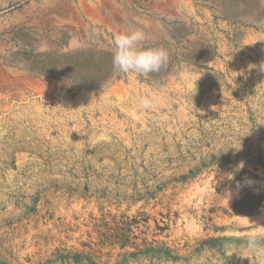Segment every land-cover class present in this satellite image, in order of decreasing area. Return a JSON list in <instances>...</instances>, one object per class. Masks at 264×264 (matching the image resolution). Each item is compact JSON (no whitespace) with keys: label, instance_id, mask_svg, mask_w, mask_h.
<instances>
[{"label":"rangeland","instance_id":"374dc122","mask_svg":"<svg viewBox=\"0 0 264 264\" xmlns=\"http://www.w3.org/2000/svg\"><path fill=\"white\" fill-rule=\"evenodd\" d=\"M262 62L264 0H0V264H257Z\"/></svg>","mask_w":264,"mask_h":264},{"label":"clouds","instance_id":"9594fccd","mask_svg":"<svg viewBox=\"0 0 264 264\" xmlns=\"http://www.w3.org/2000/svg\"><path fill=\"white\" fill-rule=\"evenodd\" d=\"M145 39L146 33L142 28L121 32L114 37L112 54L114 72L117 74L134 73L137 76L147 78L168 63V51L162 47L144 46ZM43 50L41 49V51ZM260 69L264 71V62L260 65ZM139 107L144 110L153 109L154 98L141 97L139 99ZM242 167L240 164L238 169ZM248 182L251 183V181ZM247 247L249 251L255 254L257 264H264V248L257 245V234L249 235Z\"/></svg>","mask_w":264,"mask_h":264},{"label":"trees","instance_id":"16d2710c","mask_svg":"<svg viewBox=\"0 0 264 264\" xmlns=\"http://www.w3.org/2000/svg\"><path fill=\"white\" fill-rule=\"evenodd\" d=\"M94 263H96V262H94Z\"/></svg>","mask_w":264,"mask_h":264}]
</instances>
